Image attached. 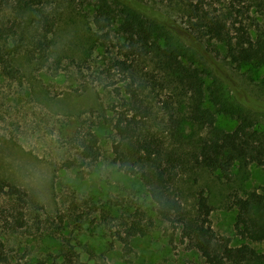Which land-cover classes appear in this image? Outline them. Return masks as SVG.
Here are the masks:
<instances>
[{"label": "rangeland", "instance_id": "obj_1", "mask_svg": "<svg viewBox=\"0 0 264 264\" xmlns=\"http://www.w3.org/2000/svg\"><path fill=\"white\" fill-rule=\"evenodd\" d=\"M138 1L171 27L158 23L153 46L131 55L117 25L109 40L101 36L92 5L0 0V179L24 188L30 202L23 228L13 225L9 202H2L0 264H209L185 234L198 219L202 191L213 208L217 249L230 239V246L248 244L264 256V241L238 229L235 204L238 196L264 195V167L239 162L228 178L201 164L198 155L214 129L193 119L200 100L158 48L175 49L200 73L204 105L216 113L218 129H235V110L264 127V63L233 64L225 46L194 29L189 16L198 7L229 24L243 20L264 40V0ZM43 12L50 32L39 23ZM44 40L50 46L41 49ZM129 85L148 112L137 117V140L178 166L172 189L185 221L158 217L141 177L138 141L115 129L121 113L135 111L123 106ZM135 223L146 233L128 238Z\"/></svg>", "mask_w": 264, "mask_h": 264}, {"label": "trees", "instance_id": "obj_2", "mask_svg": "<svg viewBox=\"0 0 264 264\" xmlns=\"http://www.w3.org/2000/svg\"><path fill=\"white\" fill-rule=\"evenodd\" d=\"M15 1L30 7H43L51 0ZM79 1L82 4L92 5L94 24L97 30L102 32L101 36L109 40L112 29L115 25L118 26V31L128 42L124 46L131 52V55L153 46L156 33L161 34L158 23L171 27L154 10L144 6L138 0ZM189 11L193 28L202 35L221 42L226 48L227 57L233 64L243 66L264 63V40L255 39L243 20L229 24L222 17L211 15L208 11H202L198 7L190 8ZM239 13L241 14L242 11ZM39 23L47 32L52 31L51 18L46 12L39 17ZM39 45L41 49H45L50 46V41H40ZM158 48L169 55V66L181 74L189 89L193 90L200 100V104L192 115L193 119L210 125L214 129L212 137L202 146L198 155L201 164L210 170L220 171L228 178L239 162L255 163L264 167V127L246 112L235 110L232 114L238 121L235 129L229 131L218 129L216 113L204 105L205 87L200 73L188 67L175 49L169 46L163 48L161 45H158ZM127 89L130 99H126L123 106L131 107V111L132 108L135 111L132 115L129 112L121 113L115 122V129L123 139L134 138L136 142L138 141L137 155L138 164L142 165L141 177L155 203L158 217L164 221H172L176 217L180 221H185L183 205L172 189L178 176V166L173 161L175 159L166 157L162 149L154 148L151 143L137 140L139 125L137 117H144L148 112L139 100L137 89L132 85L127 86ZM88 152L85 153L87 158L93 155V145H90ZM131 171L136 173L134 168H131ZM4 200L9 202L13 225L20 228L25 227L27 208L30 203L28 192L17 184L0 179V217L4 215L2 205ZM235 204L239 210L236 224L240 232L253 241H264V217L260 216L264 214V195L255 191L247 198L238 196ZM198 206L199 216L192 224L194 228L185 230V234L186 237L195 241L196 247L209 264H242L248 260L260 259L264 261V256L248 244L230 246V239H227L225 247L218 250L219 237L211 223L213 208L203 191L199 194ZM145 233L146 227L135 223L129 228L127 236L130 238Z\"/></svg>", "mask_w": 264, "mask_h": 264}]
</instances>
